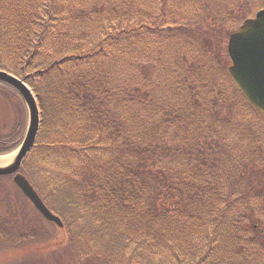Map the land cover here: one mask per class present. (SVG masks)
<instances>
[{
  "label": "trees",
  "instance_id": "1",
  "mask_svg": "<svg viewBox=\"0 0 264 264\" xmlns=\"http://www.w3.org/2000/svg\"><path fill=\"white\" fill-rule=\"evenodd\" d=\"M254 1L0 0V67L12 62L40 108L20 171L29 178L31 154L40 153L33 166L44 190L30 180L59 208L70 243L75 234L99 237L104 257L128 254L135 264H264V145L253 140L262 130L253 115H264L228 75L223 86L209 79L224 71L215 59L224 24ZM70 19L101 31L64 33ZM155 35L154 52L147 36ZM199 82H213L211 91ZM235 93L251 108L253 126L242 132L219 108H232ZM225 123L251 138L242 151L227 144Z\"/></svg>",
  "mask_w": 264,
  "mask_h": 264
},
{
  "label": "rangeland",
  "instance_id": "2",
  "mask_svg": "<svg viewBox=\"0 0 264 264\" xmlns=\"http://www.w3.org/2000/svg\"><path fill=\"white\" fill-rule=\"evenodd\" d=\"M241 1V0H239ZM226 2V1H225ZM263 0H255L254 2L241 6L237 14L233 17V21L230 20L226 22L225 31L226 34L231 31H235L241 21L246 18L252 17L257 10L254 8H261V3ZM229 5H233L234 1H227ZM236 6L241 5V2H237ZM217 18L220 19L224 16V13H215ZM110 17V16H108ZM93 19L99 20V18L94 17ZM70 19L66 27H64V33H70L74 36H78V32L84 30V33H87L89 36L94 37L95 34H98L101 30L102 24L93 23L92 25H87L85 27L80 26L77 22ZM95 21V20H94ZM72 22V23H71ZM234 22V23H233ZM70 23V24H69ZM71 26V27H70ZM80 29V30H79ZM224 30V29H223ZM225 34V36H226ZM158 35L147 36L150 42V50L156 48L159 45ZM226 41V37L222 43ZM227 42V41H226ZM226 45V43H225ZM169 46V45H168ZM115 49L121 47V43H118L113 46ZM177 47L176 49H178ZM141 54L145 51V47H141ZM113 55L115 53L113 52ZM130 59V58H126ZM215 59L217 62H220L224 66V71L220 69L211 70L209 79L213 81L219 79L218 81L224 85V82L227 80L226 69L231 64L230 59L222 47L216 52ZM180 61L181 59H177ZM130 60L123 61L119 66L116 64L115 67L128 65ZM11 61L1 62V67L10 71ZM190 62L187 63V65ZM176 65H172V71H174ZM117 70V69H116ZM31 83H35V80L32 78ZM218 83V82H216ZM177 84V83H176ZM199 89L205 88V91L210 92L213 82H199ZM231 85V84H230ZM204 90V89H203ZM229 94L232 91L225 90ZM235 105L230 107L220 106V112L223 115H230L233 113V121H237L238 124L231 126L236 128L233 131H236L240 127L246 129V125L252 123L251 118L244 112L245 110H251L250 107L245 106L243 100L235 93ZM250 106V105H249ZM256 122H261L262 130L258 129L253 131L254 143L259 145H264V120L258 114L253 115ZM26 110L23 106L21 100L17 97L15 93L11 92H1L0 90V136L4 134H9L12 132V124H17L19 128L15 132L16 138H13V144L21 139V136L24 132L26 126ZM227 127L223 129L224 136H226L227 144L232 146L234 149L242 151V147L247 141H250L251 138L241 133L236 135L233 133L230 125L225 123ZM20 125V126H19ZM253 126V123L251 124ZM260 126V127H261ZM16 128V129H17ZM205 136H208L205 134ZM40 153L36 154L33 152L31 158L28 161L29 170L26 171L30 176L28 179L36 182L43 190V176L36 171L33 166V163L37 159ZM30 180V182H31ZM57 196L54 192H50ZM16 196V197H15ZM18 197V198H17ZM53 208V207H52ZM53 211L59 213V208H53ZM73 219L72 216H70ZM26 221L25 223H23ZM29 224H28V223ZM23 223V226H19ZM77 228L75 231H80L82 227L79 222H76ZM0 230H3L8 233V237L5 239L0 235V264H80L83 259L85 262L82 264H96L98 260L104 259V264H135L134 259L129 258L128 254H124L122 257H104L102 255L103 247H108L106 240H101L99 237L95 238L92 242H86L80 234H75V239L73 243H68V234L65 232V228L58 229L53 223L47 222L43 219L31 206V204L23 197V195L17 190L14 186L12 177H0ZM27 234V231H35L31 239L14 241L15 233ZM80 233V232H79ZM12 243H10V242ZM151 259L152 263H162L160 258H141L140 264H146V261ZM138 264V263H136Z\"/></svg>",
  "mask_w": 264,
  "mask_h": 264
},
{
  "label": "water",
  "instance_id": "3",
  "mask_svg": "<svg viewBox=\"0 0 264 264\" xmlns=\"http://www.w3.org/2000/svg\"><path fill=\"white\" fill-rule=\"evenodd\" d=\"M227 49L232 61L228 68L230 77L249 103L264 113V9L257 11L253 18L245 19L239 30L230 34ZM0 82L19 93L26 105L28 116L26 132L19 147L11 155L0 157V174H10L20 168L33 147L40 117L35 96L23 78L0 69ZM13 182L42 217L62 226L60 218L47 208L21 173L14 174Z\"/></svg>",
  "mask_w": 264,
  "mask_h": 264
},
{
  "label": "flooded vegetation",
  "instance_id": "4",
  "mask_svg": "<svg viewBox=\"0 0 264 264\" xmlns=\"http://www.w3.org/2000/svg\"><path fill=\"white\" fill-rule=\"evenodd\" d=\"M5 87H6V86L0 84V90H1V92H7V91L9 92V90L6 89L7 87H6V88H5Z\"/></svg>",
  "mask_w": 264,
  "mask_h": 264
}]
</instances>
